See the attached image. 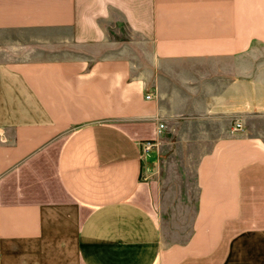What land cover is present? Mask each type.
Instances as JSON below:
<instances>
[{
	"label": "crops",
	"instance_id": "obj_1",
	"mask_svg": "<svg viewBox=\"0 0 264 264\" xmlns=\"http://www.w3.org/2000/svg\"><path fill=\"white\" fill-rule=\"evenodd\" d=\"M0 264H264V0H0Z\"/></svg>",
	"mask_w": 264,
	"mask_h": 264
},
{
	"label": "rangeland",
	"instance_id": "obj_2",
	"mask_svg": "<svg viewBox=\"0 0 264 264\" xmlns=\"http://www.w3.org/2000/svg\"><path fill=\"white\" fill-rule=\"evenodd\" d=\"M202 147L192 143L175 146L164 142L156 144L148 157L154 176L159 177L164 191L162 216L176 231L190 223L194 212L196 190L193 173Z\"/></svg>",
	"mask_w": 264,
	"mask_h": 264
},
{
	"label": "built area",
	"instance_id": "obj_3",
	"mask_svg": "<svg viewBox=\"0 0 264 264\" xmlns=\"http://www.w3.org/2000/svg\"><path fill=\"white\" fill-rule=\"evenodd\" d=\"M150 96H151V93H148L145 95L146 98H149ZM163 127H164L163 123L159 124L157 131L161 133V129H163ZM237 127H240V123L237 124ZM140 147H141L140 158L144 162L147 159V157L151 154V152L155 149L156 142L155 140H147V141L142 142L140 144ZM142 177L147 179V176H145V174Z\"/></svg>",
	"mask_w": 264,
	"mask_h": 264
}]
</instances>
